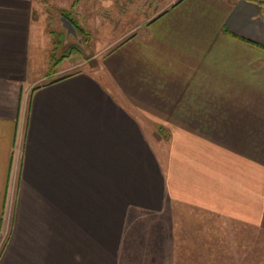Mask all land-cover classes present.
<instances>
[{
	"label": "crops",
	"instance_id": "0c3cea01",
	"mask_svg": "<svg viewBox=\"0 0 264 264\" xmlns=\"http://www.w3.org/2000/svg\"><path fill=\"white\" fill-rule=\"evenodd\" d=\"M42 1L0 0V264H259L264 0H76L123 37L89 67Z\"/></svg>",
	"mask_w": 264,
	"mask_h": 264
},
{
	"label": "rangeland",
	"instance_id": "374dc122",
	"mask_svg": "<svg viewBox=\"0 0 264 264\" xmlns=\"http://www.w3.org/2000/svg\"><path fill=\"white\" fill-rule=\"evenodd\" d=\"M76 2V0H43L42 3H37L36 4V9L38 8L37 6L40 4H43L41 6H43V9L45 11V14H47L50 18H51V24H58L57 22V16L55 11L58 10L59 8H61V10H59L60 12H62V15L67 16L68 18H70L73 22H75V10L77 5L75 6V4L73 5V2ZM41 2V1H40ZM79 5L77 7V10L79 11L78 14L82 15V18H85V16L83 15L85 11H83L81 8H83V6L85 7L86 5L84 3H86V0H79ZM138 6V5H137ZM135 6L134 9L129 8L127 11L128 13H125V16H120L121 12L118 11V8L122 7V5L118 6V5H113V9H114V15H112V18L109 17V20H113L115 18V20L112 22V24H114V29L115 32L114 34H119L120 32H123L125 30V28L127 27V25L124 24V22H120V19H122L123 17H128V23L129 22H137V20L139 19V10L137 9L138 7ZM42 8V7H41ZM123 13V12H122ZM80 17V15H79ZM100 19H102V16L99 17ZM55 20V21H54ZM127 19H125L126 21ZM50 23H46V26L43 29H49V24ZM78 23L80 25L81 24V20L78 19ZM77 23V24H78ZM101 23V21H98V24ZM109 23V22H108ZM44 21L42 22V27L44 25ZM124 24V25H123ZM59 25V24H58ZM52 27V26H51ZM59 28L64 32V40L66 41L65 46L61 47L60 44L59 46H55V53L53 54V66H57L59 64L62 63V61H64L65 59L68 58V62H75V61H79V60H83L84 58H89L88 59V64L87 66H93L96 64H101L103 63L104 60V56L109 52L108 50L111 49L112 47H114L116 44H118L123 37H118L117 35L114 36H110V35H103V27H99L98 29H95L94 31H91V35H80L77 31L75 33H70L67 34V30L63 29L62 23L59 25ZM135 32H139V30L137 29ZM78 48L82 49V52L78 51ZM46 57L45 53H39L38 47H36V51L34 54V63H35V67H36V71L40 72V70H43L42 68L45 66L44 63H42V61L40 62L39 59H41L42 57ZM80 65H75L72 69H68L66 72H69L71 70H78L80 69L79 67ZM44 70H46V66L44 67ZM164 137H166L165 133H162ZM181 213L185 211H180ZM198 212V211H196ZM199 213V212H198ZM199 214H202L199 213ZM211 222L215 225H219L220 223L224 225V227L226 226V233L228 234L227 237H230V235H232V233L238 232V231H242L241 227H238L239 225L236 224H232L231 222H227L224 220H220L218 217H214L211 216ZM181 219V218H180ZM219 224H217L216 222ZM235 227V228H233ZM217 229V228H216ZM215 229V231H216ZM223 229V227H222ZM243 231H245V229H243ZM251 233V232H249ZM249 235V234H248ZM250 236V235H249ZM259 241H258V248H259V253H262L260 255V262L259 264H264V233L259 234ZM233 236H231L230 238H232ZM247 241H249L247 239ZM231 242V241H230ZM232 243V242H231ZM235 244H231L232 250H228L227 251V259L225 260H221L220 263L221 264H240L239 259H235ZM229 249V248H228ZM193 262V261H191ZM196 262V261H195ZM179 264H187V260L186 259H180ZM212 264H214L212 262ZM218 264V261L215 263Z\"/></svg>",
	"mask_w": 264,
	"mask_h": 264
},
{
	"label": "water",
	"instance_id": "95a60500",
	"mask_svg": "<svg viewBox=\"0 0 264 264\" xmlns=\"http://www.w3.org/2000/svg\"><path fill=\"white\" fill-rule=\"evenodd\" d=\"M61 22L62 26L67 30V34L75 33L76 27L73 25V23L65 16H61Z\"/></svg>",
	"mask_w": 264,
	"mask_h": 264
},
{
	"label": "trees",
	"instance_id": "16d2710c",
	"mask_svg": "<svg viewBox=\"0 0 264 264\" xmlns=\"http://www.w3.org/2000/svg\"><path fill=\"white\" fill-rule=\"evenodd\" d=\"M65 16V15H64ZM65 17H67V16H65ZM68 18V17H67ZM72 23H74L70 18H68Z\"/></svg>",
	"mask_w": 264,
	"mask_h": 264
}]
</instances>
